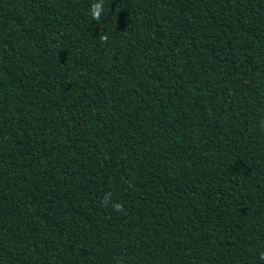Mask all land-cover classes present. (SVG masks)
I'll list each match as a JSON object with an SVG mask.
<instances>
[{"label":"trees","instance_id":"obj_1","mask_svg":"<svg viewBox=\"0 0 264 264\" xmlns=\"http://www.w3.org/2000/svg\"><path fill=\"white\" fill-rule=\"evenodd\" d=\"M92 2L0 0V264H264V0Z\"/></svg>","mask_w":264,"mask_h":264},{"label":"clouds","instance_id":"obj_2","mask_svg":"<svg viewBox=\"0 0 264 264\" xmlns=\"http://www.w3.org/2000/svg\"><path fill=\"white\" fill-rule=\"evenodd\" d=\"M90 15L93 20L100 21L102 14L104 13V0H93L89 8ZM108 39L107 35H101L100 40L106 42ZM111 193H107L104 196L103 203L104 205L111 206V208L116 212L124 211L123 206L119 202H112ZM261 259H264V253H261Z\"/></svg>","mask_w":264,"mask_h":264}]
</instances>
